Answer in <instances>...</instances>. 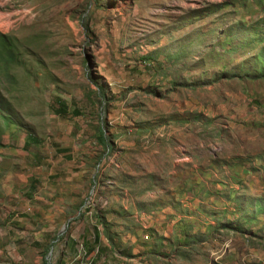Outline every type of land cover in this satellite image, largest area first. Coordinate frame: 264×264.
Listing matches in <instances>:
<instances>
[{"label":"rangeland","instance_id":"obj_1","mask_svg":"<svg viewBox=\"0 0 264 264\" xmlns=\"http://www.w3.org/2000/svg\"><path fill=\"white\" fill-rule=\"evenodd\" d=\"M238 10L247 18L240 64L223 52L232 41L218 42ZM179 12L211 22L213 31L195 30L193 22L187 35L189 17ZM258 14L264 0H0V151L10 147L6 135L45 138L68 126L53 113L61 100L92 132L96 124L107 139H125L123 167L142 171L146 198L159 199L154 187L177 183L172 172L205 168L215 181L218 161L234 154L250 171L242 173V185L260 172L253 180L255 208L248 194L234 207L229 199L211 202L220 194L215 187L192 194L198 201L193 221L184 200L178 223H169L173 234L159 240L142 232L129 264H264V172L249 166L264 152V48L254 51L264 33L256 34L258 42L248 39L249 31L264 28ZM185 35L200 40L189 43ZM168 122L176 126L170 146L153 127ZM2 211L0 264H22L10 254ZM135 219L130 214L127 221ZM52 261L47 253L44 264Z\"/></svg>","mask_w":264,"mask_h":264},{"label":"crops","instance_id":"obj_2","mask_svg":"<svg viewBox=\"0 0 264 264\" xmlns=\"http://www.w3.org/2000/svg\"><path fill=\"white\" fill-rule=\"evenodd\" d=\"M240 13L239 10L233 12L231 24L219 32L218 40L221 46L226 40L232 41L233 47L227 46L223 52L226 51L227 57L231 55L237 59L238 64L246 46L241 43V25L247 18H241ZM179 15L189 17L184 27L187 35L193 32V22L197 23L195 30L209 26L205 32L213 31L211 22L197 20L190 13L179 12ZM257 16L264 18V14ZM260 32L264 33V28L257 33L249 31V41L256 42V34ZM184 38L189 43L200 40L197 37L192 41V37L186 35ZM255 45L254 51L264 48V42ZM261 53L255 52L253 57L258 61ZM58 103L65 107L63 116L58 113ZM55 105L54 115L59 117L62 125L68 123V126L56 128L45 138L27 135L14 139L6 135L4 139L10 141V147L0 151L6 157L0 160V210H3L7 234L12 242L10 254L15 261L44 264L48 253L53 258L52 264H129V256L135 257L139 253L137 242H140L142 232L151 237L156 235L159 240L172 235L168 230L169 223H178L181 213L178 206L184 200L191 203L188 220L192 222L198 206L196 199L193 202L192 194L208 192L210 187L220 192L212 203L229 199V205L234 207L240 194H248V200L252 199L255 208L257 185L253 180L260 172L250 173L253 179L249 181L252 182L242 185V173L250 171L244 170L246 164L242 166L240 158L234 154L232 158L223 157L222 163L218 161L215 181L209 182L205 168L182 170L178 175L170 172L178 182L165 190L154 187L159 199L155 195L146 198V187L140 184L142 171L123 167L122 161L128 150L125 139L120 142L113 135L107 139L96 124L93 125L96 132H92L81 125L80 119L74 116L76 112L69 110L64 102L57 100ZM153 127L158 130V139L163 138L169 146L175 143L173 122L157 123ZM261 151L249 160V166L257 170V167H263V173L264 152ZM118 158H121L120 164ZM88 198L90 202L85 207ZM166 201L173 203L162 205ZM208 209L207 205L202 207V211ZM218 213L222 215V211L218 210ZM130 214L136 217L134 225L127 221ZM251 223L257 225L255 221ZM175 237L183 238L181 234H175Z\"/></svg>","mask_w":264,"mask_h":264},{"label":"trees","instance_id":"obj_3","mask_svg":"<svg viewBox=\"0 0 264 264\" xmlns=\"http://www.w3.org/2000/svg\"><path fill=\"white\" fill-rule=\"evenodd\" d=\"M58 107H59V109H60L59 112H58L59 115H62V116H63V115L65 114V112H66V111H65V107H64L63 104H61V103H58ZM77 114H78V113H74V116H77ZM101 135H102V134H101Z\"/></svg>","mask_w":264,"mask_h":264},{"label":"built area","instance_id":"obj_4","mask_svg":"<svg viewBox=\"0 0 264 264\" xmlns=\"http://www.w3.org/2000/svg\"><path fill=\"white\" fill-rule=\"evenodd\" d=\"M90 202V198H88V200L85 203V207H87V203Z\"/></svg>","mask_w":264,"mask_h":264}]
</instances>
